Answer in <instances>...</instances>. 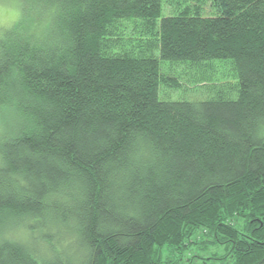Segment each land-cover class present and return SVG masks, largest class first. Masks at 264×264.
Here are the masks:
<instances>
[{
  "label": "trees",
  "instance_id": "obj_1",
  "mask_svg": "<svg viewBox=\"0 0 264 264\" xmlns=\"http://www.w3.org/2000/svg\"><path fill=\"white\" fill-rule=\"evenodd\" d=\"M165 1L30 0L45 39L0 38V264L27 213L56 264H264V0ZM217 58L233 97L161 96L162 60Z\"/></svg>",
  "mask_w": 264,
  "mask_h": 264
},
{
  "label": "clouds",
  "instance_id": "obj_2",
  "mask_svg": "<svg viewBox=\"0 0 264 264\" xmlns=\"http://www.w3.org/2000/svg\"><path fill=\"white\" fill-rule=\"evenodd\" d=\"M32 8L30 0H0V37L22 33L36 41L44 40L39 26L33 22ZM52 197L53 192L49 190L42 199L47 204ZM52 231L50 213H27L20 223L5 230L3 239L21 246L33 264H56L58 259L66 262L70 239L62 232L55 239H50Z\"/></svg>",
  "mask_w": 264,
  "mask_h": 264
},
{
  "label": "rangeland",
  "instance_id": "obj_3",
  "mask_svg": "<svg viewBox=\"0 0 264 264\" xmlns=\"http://www.w3.org/2000/svg\"><path fill=\"white\" fill-rule=\"evenodd\" d=\"M185 3L197 4L199 10L203 13H211L213 6L211 0H181ZM174 9V4L171 0H166L163 5V13H170ZM166 13H165V12ZM33 13V20L39 18ZM41 25V24H40ZM124 37L132 41L133 37L138 35V32L129 28L126 25ZM2 38V37H0ZM134 40V39H133ZM160 69L168 80H173L177 85L161 84L160 94L162 97L169 99H204L213 97L217 94L235 95V76L234 69L230 59L217 58L211 62L192 63L188 61H167L160 62ZM223 244L214 245V248L221 253ZM216 260L214 264H218Z\"/></svg>",
  "mask_w": 264,
  "mask_h": 264
}]
</instances>
